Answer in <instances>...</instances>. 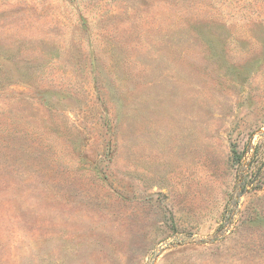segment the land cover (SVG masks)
<instances>
[{
	"label": "rangeland",
	"instance_id": "rangeland-1",
	"mask_svg": "<svg viewBox=\"0 0 264 264\" xmlns=\"http://www.w3.org/2000/svg\"><path fill=\"white\" fill-rule=\"evenodd\" d=\"M0 0V264H264V0Z\"/></svg>",
	"mask_w": 264,
	"mask_h": 264
},
{
	"label": "trees",
	"instance_id": "trees-1",
	"mask_svg": "<svg viewBox=\"0 0 264 264\" xmlns=\"http://www.w3.org/2000/svg\"><path fill=\"white\" fill-rule=\"evenodd\" d=\"M172 1L175 2V3L177 2L176 0H172Z\"/></svg>",
	"mask_w": 264,
	"mask_h": 264
}]
</instances>
